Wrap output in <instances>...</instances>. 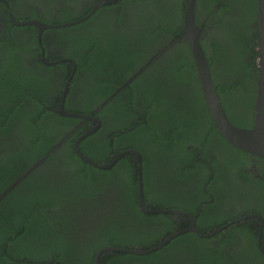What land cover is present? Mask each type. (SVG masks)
Instances as JSON below:
<instances>
[{"label":"trees","instance_id":"1","mask_svg":"<svg viewBox=\"0 0 264 264\" xmlns=\"http://www.w3.org/2000/svg\"><path fill=\"white\" fill-rule=\"evenodd\" d=\"M200 3L206 6L203 27L215 26L213 37L201 43L224 109L234 124L251 127L254 121L239 120L242 113L231 101L256 93L257 0ZM184 9V0H137L127 14L105 16L99 9L59 30L72 43L68 55L87 74L90 91L82 94L91 107H69L72 112L90 113L141 64L149 67L122 89L129 93L94 113L102 127L82 139L81 151L104 164L137 150L149 209L188 212L203 234L229 227L211 237L181 233L143 255L105 250L100 264H264L258 246L264 222L242 219L253 213L264 219V159L236 148L216 128L182 33ZM156 47L165 74L157 72ZM30 74L31 80L12 86L13 93H0V138L15 140L0 147V264H96L104 247L146 249L190 226L175 214L141 209L134 154L105 169L84 162L73 146L87 125L66 134L60 147L79 118L50 110L49 93H39L38 75Z\"/></svg>","mask_w":264,"mask_h":264},{"label":"flooded vegetation","instance_id":"2","mask_svg":"<svg viewBox=\"0 0 264 264\" xmlns=\"http://www.w3.org/2000/svg\"><path fill=\"white\" fill-rule=\"evenodd\" d=\"M99 2L100 0H81L80 2L76 0H0V93H13L11 92L12 86L16 85L17 87V83L20 80H31L30 76L32 74H30V72L34 71L35 74L38 75V80L36 81L39 84L38 87L40 86L39 93H49V95L46 97V100L50 101V106L47 107L55 114L65 115L60 112L63 99L64 109L71 113L76 112L70 111L69 107L74 106L81 108L82 106V108L86 109L88 105L90 106V103L86 99L87 97L85 98V96L82 94L90 92L89 90L85 89L84 84L88 82V80L86 79L87 74L84 71L79 70L75 59L68 55L72 54V43L70 41H67L64 36H59V30L86 21L88 17H91L99 9H102L103 14L107 16L111 11L112 14H117V12H125L127 14L137 6V0H112L110 2L105 1L101 4H99ZM146 2L144 4H147ZM106 5H109V7L105 8ZM89 8H91V10L87 15H84L83 17L76 20H69L70 17L73 18L76 15H80V12H83L85 9ZM206 20V6L204 3H200V5L196 7L197 24L203 27ZM29 21H37L43 26L40 27L36 24H17V22ZM214 31L215 26L213 25L208 26V29L203 27L201 38H203L204 40H210L213 37ZM209 43L211 44V41H209ZM171 44L172 46H175L177 45V41L170 43L169 46ZM147 50L149 51V46H147ZM156 64L157 72H161L163 70L164 74L167 72V68L164 67L162 63L161 54L158 49ZM71 65H73L74 67L73 70H67ZM148 68L149 67L141 64V68L137 71L136 74L131 75L127 79V81L123 83V85L117 87V89H115L114 91L112 90L107 99L94 104V109L90 110V113H77L84 116H94L95 119L79 117V120H77L75 123V127H70L68 130H65L64 136L61 137L59 146L61 147L62 143L64 142L65 135L67 134L68 137L72 136L73 134H75L74 131L77 128H83L86 125L88 126L86 130L87 132H85L84 134L85 136L82 135L80 137H77V139L81 138V141L83 138L99 130L102 127V120L94 113H99L100 111L105 109L106 105L111 100H115L116 96L119 93H129L128 91H122V89L124 87H127V85L131 88V84L137 79V75H143L148 70ZM4 69L9 70L10 73L5 72ZM257 80L258 76L256 79V93H246L244 95V102H237L235 99L234 101H231V103L235 105V111L237 113L239 111L242 113L239 120H241L244 124H250V122L252 120L254 121L255 118H252L250 116V113L255 110L256 106ZM38 87L36 88V93ZM13 91L14 93H16V89ZM59 93L62 94L60 95ZM138 93L141 92L138 91ZM96 119L100 121V124L98 121H96ZM108 126L109 124L107 123V127ZM12 141L15 140L13 138H0V147L5 148V146ZM115 157L112 160H114ZM40 164L41 163L38 162L34 165L33 168L37 167ZM141 209L143 208L141 207ZM175 215L176 218L181 217L183 219H188L184 215ZM248 218L255 219L256 217L244 216V220ZM225 226V229L229 228L228 224H226L217 227L213 231H209L206 234L215 232L218 228ZM262 228L263 225L258 235L259 248V237L261 231H263ZM222 231L224 230L215 232L213 235ZM261 246L263 248L264 244L261 243Z\"/></svg>","mask_w":264,"mask_h":264},{"label":"water","instance_id":"3","mask_svg":"<svg viewBox=\"0 0 264 264\" xmlns=\"http://www.w3.org/2000/svg\"><path fill=\"white\" fill-rule=\"evenodd\" d=\"M105 1L110 2L112 0H100L99 4ZM184 1H185V9H184V23H183L182 33L185 39L188 41L189 48L192 53L193 60L196 64L197 73H198V76L201 82V89L204 94V98L208 105V110L211 114V117L213 119V122L216 128L223 135V137L236 148L246 151L248 153H251L253 155L259 156L264 159V0H257L258 39H257V45H256V51H257L256 65H257V70H258V80H257V101H256V106H255V118H254V124L251 127L238 126L234 124L229 118V116L227 115L224 109L223 103H222V99L217 91V87L215 85V82L212 76V71H211V67L209 64V60L207 58V54L205 50L203 49V46L201 43L203 27L198 25L196 21V7H197L196 0H184ZM82 20H85V19H82ZM17 24L18 25L36 24L40 27L43 26L37 21L17 22ZM63 106H64V99H63L62 107L60 110L62 114L74 116L77 118L84 117V118L95 119L94 116H89V115L84 116L81 114L68 112L64 109ZM96 121H98L100 124V121L98 119H96ZM80 141H81V138H78L73 146L77 155L85 162L92 164L94 166H97L99 168L105 169V168L113 167V165L124 155L134 154L137 157V163H138V169H137L138 193H139L138 196H139L140 206L146 212H153V213L162 212V213L184 215L191 221L190 227L183 229L181 231H176L172 233L171 235H169L168 237H166L160 243L154 246L148 247L146 249L144 248H123V247H116V246L104 247L100 249L96 254V264H100V260H99L100 256L102 252L105 250L119 251V252H132L134 254L143 255V254H148L150 252H154L162 248L170 240H172L174 237L178 236L181 233H185L188 231H194L201 236L210 237L215 232L224 230L226 228V226L221 227V228H218L215 232L203 234L197 229L195 225L194 217L185 211L175 210V209H172V210L171 209H149L143 198L142 156L137 150L130 149V150L121 152L116 155L114 160L108 163L99 164L93 161L91 158L87 157L81 151L80 146H79ZM247 217H257L262 222H264L262 215L258 213L249 214L247 215ZM242 219H244V217ZM262 236H263V231H261L260 233L259 245H260L261 250L264 252V247L262 248L261 246Z\"/></svg>","mask_w":264,"mask_h":264}]
</instances>
